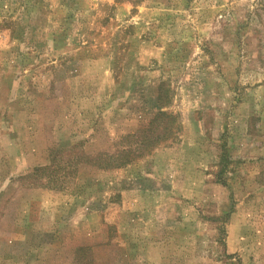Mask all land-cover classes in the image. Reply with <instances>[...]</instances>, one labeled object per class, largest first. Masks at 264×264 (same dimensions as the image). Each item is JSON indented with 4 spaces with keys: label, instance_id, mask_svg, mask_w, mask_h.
I'll use <instances>...</instances> for the list:
<instances>
[{
    "label": "rangeland",
    "instance_id": "obj_1",
    "mask_svg": "<svg viewBox=\"0 0 264 264\" xmlns=\"http://www.w3.org/2000/svg\"><path fill=\"white\" fill-rule=\"evenodd\" d=\"M0 264H264V0H0Z\"/></svg>",
    "mask_w": 264,
    "mask_h": 264
},
{
    "label": "trees",
    "instance_id": "obj_2",
    "mask_svg": "<svg viewBox=\"0 0 264 264\" xmlns=\"http://www.w3.org/2000/svg\"><path fill=\"white\" fill-rule=\"evenodd\" d=\"M164 115H166V114H165V113H162V114L158 115V116L156 117V119L158 120L160 116H164ZM129 151H130V150H129ZM105 153H106V152H101V155H104Z\"/></svg>",
    "mask_w": 264,
    "mask_h": 264
}]
</instances>
